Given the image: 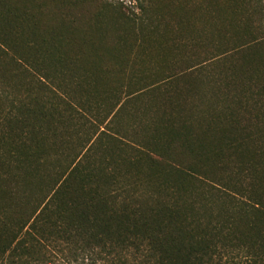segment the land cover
I'll list each match as a JSON object with an SVG mask.
<instances>
[{
	"label": "trees",
	"instance_id": "obj_1",
	"mask_svg": "<svg viewBox=\"0 0 264 264\" xmlns=\"http://www.w3.org/2000/svg\"><path fill=\"white\" fill-rule=\"evenodd\" d=\"M236 1L156 78L128 6L0 0V264H264V1Z\"/></svg>",
	"mask_w": 264,
	"mask_h": 264
},
{
	"label": "rangeland",
	"instance_id": "obj_2",
	"mask_svg": "<svg viewBox=\"0 0 264 264\" xmlns=\"http://www.w3.org/2000/svg\"><path fill=\"white\" fill-rule=\"evenodd\" d=\"M113 2L128 6L131 16L140 17L142 21V24L137 21V25L130 23V26L121 28L126 39L125 46L121 48V56L138 64L144 76L156 78L176 73L185 65L182 54H189V44L192 43L190 37L200 26L203 25L204 29L213 28L218 23L227 27L226 17H232L235 22L241 23L236 0H145V5L149 4L150 8L147 13L143 12L145 14L139 13L138 0ZM229 8L233 10L231 16ZM260 25L263 26L264 21ZM205 44L207 40L204 44L202 40L203 47ZM49 264H89V261L63 253Z\"/></svg>",
	"mask_w": 264,
	"mask_h": 264
}]
</instances>
